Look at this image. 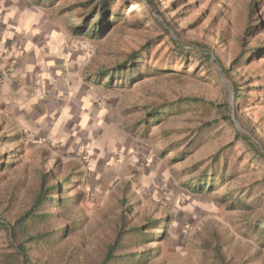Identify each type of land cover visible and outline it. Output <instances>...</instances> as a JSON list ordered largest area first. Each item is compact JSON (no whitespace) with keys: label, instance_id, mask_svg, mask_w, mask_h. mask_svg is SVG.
Listing matches in <instances>:
<instances>
[{"label":"rangeland","instance_id":"rangeland-1","mask_svg":"<svg viewBox=\"0 0 264 264\" xmlns=\"http://www.w3.org/2000/svg\"><path fill=\"white\" fill-rule=\"evenodd\" d=\"M93 1L0 0V221L29 208L42 173L59 183L26 264H97L119 227L152 220L160 228L132 244L139 264H264V0H158L151 17L133 4L95 34L75 31ZM250 5L243 41L259 49L232 66ZM140 49L130 82L104 76ZM184 97L198 101L168 109ZM152 105L166 106L150 116ZM10 241L0 224V264Z\"/></svg>","mask_w":264,"mask_h":264},{"label":"trees","instance_id":"trees-1","mask_svg":"<svg viewBox=\"0 0 264 264\" xmlns=\"http://www.w3.org/2000/svg\"><path fill=\"white\" fill-rule=\"evenodd\" d=\"M94 4L88 11L87 15H84V17L79 19V23L75 25L73 28L75 31H77L80 27H84L85 30H90L91 35L95 34L93 32L99 31L103 25L108 26V24L116 23L119 21V15L121 12L125 10V8L129 5L133 4H140L146 11V13L151 17L153 14L151 13V9L153 8L155 10V13H159L157 2L158 0H118V2H121L122 6H119L117 8L113 9V4L116 2V0H94ZM83 3H80L82 5ZM88 2H85L84 8H87ZM253 6H249L248 13L246 15V24L247 27L243 32V37L239 40V46L241 48L240 52L237 53L235 58L231 61V65H235L238 60H240L243 56L249 55L252 52H255L259 49V47H246L244 45V39L246 37L251 36V34L254 33V30L256 28V25H251V18L253 16ZM109 16V17H107ZM107 20V23H105L104 19ZM91 19V21H90ZM153 23H157L158 21L155 17L151 20ZM198 49H203V51L195 49L192 51V53L195 56H198L200 58H204L208 61L209 56L206 55L207 48L200 43L195 44ZM179 49V47H177ZM146 51V49L144 50ZM180 51V50H179ZM142 50H135L131 51L127 54V56L123 59V61L120 63V67L115 68L113 71L108 70L105 71L104 76H108L109 80H112L116 76H121L119 73L126 72L125 77L127 76V80L130 82L132 73L136 70L133 68V64L135 62L139 61V58H142L140 56V53ZM187 52V51H186ZM263 53L262 51H258L257 54ZM138 58V59H136ZM219 66L225 75V77L228 79V81L231 83V85L234 87V112L235 115L241 124V126L244 128V130L248 133H250L252 136H256L254 128L252 125L243 119V117L238 113L239 111V103L238 101L242 98H240V94L237 93L240 89L236 88V82L233 81L229 77L230 67H224L219 63ZM126 67V68H125ZM128 68V69H127ZM123 77V78H125ZM218 79V77H217ZM242 90V89H241ZM198 99L194 97H184L183 99L179 100L177 104H171L168 109L174 110L176 109L181 103L190 104L197 102ZM224 105L227 107L228 102L227 100L224 101ZM165 106H162L159 108L157 105H152L151 109L149 111V115H156L157 113H161L163 109H165ZM228 108V107H227ZM167 110V109H166ZM228 111V109H226ZM228 118V117H227ZM257 137V136H256ZM241 138L244 140V142L250 143L252 148L257 147L256 143H253L250 141V136L247 133H241ZM262 148L264 149V142L260 141ZM262 158H264V152L258 153ZM4 168V167H3ZM0 167V170L3 169ZM48 184V179L46 178V174L42 173L39 178L38 188L32 198L31 204L29 208L24 211L21 215H19L10 225H4L3 222L0 221V224L5 228V231L8 234L9 239H11L10 243L12 246H14V249L16 254L12 255H6L7 258L9 257V261L11 264H14V257L17 256L16 260H18L20 264L19 256H23V263L26 264L27 262V254L26 252L30 249L33 244H35L38 240L41 239V237L49 236V233H33L31 232L30 228L31 226H34V224L45 221L47 216H50L47 211H45V205L51 203L54 199V195L57 194L59 189V183H53ZM196 189V187H195ZM57 200V197L55 198ZM160 224L158 220H152L147 223H145L142 226H132L128 228H121L116 231L115 237L109 241V243L106 244L104 251L101 255L100 260L97 264H139L141 261L146 260L145 254L142 255L143 251H138L136 249L132 250L135 240H139V242H144L146 239H148L150 236H152V233L150 232L151 229H159ZM145 226V227H143ZM257 230H258V237L262 239L261 245H264V217L263 219H260L257 223ZM164 232L162 231L159 236H162ZM156 238V237H154ZM136 243V242H135ZM134 243V244H135ZM217 248V246H216ZM215 248V249H216ZM146 252V251H145ZM216 255H220L219 251L216 250ZM220 264H228V262H224L221 258Z\"/></svg>","mask_w":264,"mask_h":264}]
</instances>
